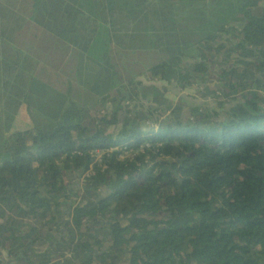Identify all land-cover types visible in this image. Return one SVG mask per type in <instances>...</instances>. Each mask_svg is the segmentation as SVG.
Here are the masks:
<instances>
[{
    "label": "trees",
    "instance_id": "trees-1",
    "mask_svg": "<svg viewBox=\"0 0 264 264\" xmlns=\"http://www.w3.org/2000/svg\"><path fill=\"white\" fill-rule=\"evenodd\" d=\"M0 264H264V0H0Z\"/></svg>",
    "mask_w": 264,
    "mask_h": 264
},
{
    "label": "rangeland",
    "instance_id": "rangeland-1",
    "mask_svg": "<svg viewBox=\"0 0 264 264\" xmlns=\"http://www.w3.org/2000/svg\"><path fill=\"white\" fill-rule=\"evenodd\" d=\"M151 85L156 86L157 88H162L163 86H165V83L164 82L163 83L158 82V81H154V82L150 83V82H147L146 80L144 81L142 91L147 92V99L145 101V103H147V104H150V103H148V101H150L151 97L153 96V93L151 92V90L149 88V86H151ZM165 95H170L171 99H174L176 97H180L186 104H188L190 106H204V107H208L210 109H215L220 113H223L224 109L226 107H229L232 104V102L226 103V104H224L223 107L219 108L217 100L211 101L208 98V96L207 97L200 96L201 94H199L197 92V90L194 88H188L184 91H178L174 86H169L168 93L164 94V96ZM161 103H162V97H158L156 100V103L152 102L151 104L161 105ZM108 110H109L108 107H106L104 109V111H106V112H108ZM13 118H14V121H16V122H30L31 123L33 121L30 114L27 113L23 107H21V109L18 111V113ZM145 125H144V127H145Z\"/></svg>",
    "mask_w": 264,
    "mask_h": 264
}]
</instances>
